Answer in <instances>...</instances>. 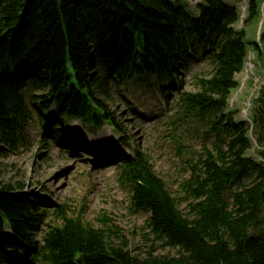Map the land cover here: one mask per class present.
Returning <instances> with one entry per match:
<instances>
[{"label": "trees", "instance_id": "1", "mask_svg": "<svg viewBox=\"0 0 264 264\" xmlns=\"http://www.w3.org/2000/svg\"><path fill=\"white\" fill-rule=\"evenodd\" d=\"M181 1L0 0L3 156L27 144L31 108L41 120L50 112L60 127L79 121L91 130L109 124L122 131L106 107L113 87L153 83L167 99L164 91L177 90L191 63L213 67L210 78L199 80V93L178 97L179 121L205 120L213 138L182 184L187 209L146 154L122 167L131 213L148 214L145 229L154 244L177 250L175 256L156 255L154 244L145 255L133 254L111 218L101 216L99 229L86 223L85 206L76 217L58 206V224L38 242L34 235L47 212L0 183V264L29 258L37 264H264V86L252 100L250 121H238L229 102L248 61L246 32L234 28L240 13L224 0H199L195 17ZM249 10L245 24L256 0ZM14 250L26 257H13Z\"/></svg>", "mask_w": 264, "mask_h": 264}, {"label": "rangeland", "instance_id": "2", "mask_svg": "<svg viewBox=\"0 0 264 264\" xmlns=\"http://www.w3.org/2000/svg\"><path fill=\"white\" fill-rule=\"evenodd\" d=\"M189 1L180 3L199 17V9L194 4L200 1ZM225 1L239 10L241 19L234 28L245 30L248 43V61L244 71L236 76L239 87L231 94L229 109L236 111L238 121L249 122L252 100L264 86V0H256L255 15L246 24L251 0ZM212 70L207 61L191 63L180 72L177 90L168 87L164 91L167 99L153 83L144 88L133 83L120 90L113 87L112 99L106 101V107L122 131L109 124L102 130H91L79 122H66L60 127L49 113L42 115L41 120L31 108L34 120L28 127L27 144L18 152L12 153L7 148L6 154L0 155V183L11 185L31 202L37 201L40 211L47 212V219L35 232L36 240L42 242L48 226L58 224L53 215L58 206L69 207L72 217L85 206L86 223L99 229L101 216L111 218L129 241V250L135 255H145L154 244V237L145 229L149 215L131 213L132 189L121 182L123 164L138 152L149 156L156 175L178 199L181 209H187L182 184L189 180L192 166L205 156V150L211 149L213 138L205 120L179 121L178 97L179 93H199V80L210 78ZM53 132H59L64 140L54 139ZM124 140L126 146L122 144ZM105 142L118 149L117 156L113 149L103 145ZM111 155L115 156L111 158ZM100 159H106L105 163ZM154 247L156 255L177 254V250L162 248L159 243ZM13 257L26 256L13 252ZM28 261V264H37L30 258Z\"/></svg>", "mask_w": 264, "mask_h": 264}, {"label": "bare ground", "instance_id": "3", "mask_svg": "<svg viewBox=\"0 0 264 264\" xmlns=\"http://www.w3.org/2000/svg\"><path fill=\"white\" fill-rule=\"evenodd\" d=\"M51 117L50 118H52V114H49ZM52 120H54L53 118H52ZM71 138L73 139L74 137L73 136H71ZM73 141V140H72ZM76 143H77V141H75ZM71 145V144H70ZM103 145H105V147L107 148V149H109V148H111V149H113L112 150V152H116V151H118V149L117 148H115V147H113V146H111L110 144H108V143H104ZM76 146V145H75ZM116 154V153H115ZM115 155H111V158H113ZM116 156H117V154H116ZM110 158V159H111ZM109 159V160H110ZM102 160V161H101ZM105 160L106 159H100L99 161L102 163V162H104L105 163ZM110 163V162H109ZM106 164H108V162H106Z\"/></svg>", "mask_w": 264, "mask_h": 264}]
</instances>
